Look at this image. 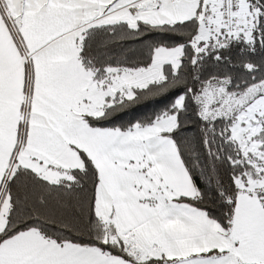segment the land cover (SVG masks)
<instances>
[{
  "label": "snow or ice",
  "instance_id": "1",
  "mask_svg": "<svg viewBox=\"0 0 264 264\" xmlns=\"http://www.w3.org/2000/svg\"><path fill=\"white\" fill-rule=\"evenodd\" d=\"M0 264H264V0H0Z\"/></svg>",
  "mask_w": 264,
  "mask_h": 264
}]
</instances>
